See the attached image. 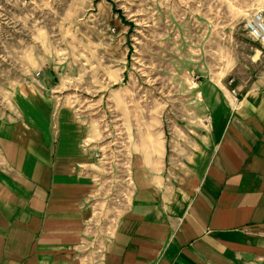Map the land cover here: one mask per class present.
I'll return each mask as SVG.
<instances>
[{
	"label": "crops",
	"instance_id": "obj_1",
	"mask_svg": "<svg viewBox=\"0 0 264 264\" xmlns=\"http://www.w3.org/2000/svg\"><path fill=\"white\" fill-rule=\"evenodd\" d=\"M214 65L192 89L152 99L133 133L125 105L141 99H109L131 184L118 213L106 209L100 264H264V71ZM21 109L22 122L0 123V264H91L85 229L98 230L102 184L83 144L95 128L61 99Z\"/></svg>",
	"mask_w": 264,
	"mask_h": 264
},
{
	"label": "rangeland",
	"instance_id": "obj_2",
	"mask_svg": "<svg viewBox=\"0 0 264 264\" xmlns=\"http://www.w3.org/2000/svg\"><path fill=\"white\" fill-rule=\"evenodd\" d=\"M258 14L264 0H0V123L22 122L26 99H61L95 128L89 146L108 137L122 149L127 131L109 99H141L125 105L133 133L139 110L192 89L213 64L264 71V49L245 29Z\"/></svg>",
	"mask_w": 264,
	"mask_h": 264
},
{
	"label": "built area",
	"instance_id": "obj_3",
	"mask_svg": "<svg viewBox=\"0 0 264 264\" xmlns=\"http://www.w3.org/2000/svg\"><path fill=\"white\" fill-rule=\"evenodd\" d=\"M255 21L257 22L258 27L254 25ZM245 29L252 38L259 42L260 47L264 49V14L255 15L253 20L246 23ZM231 83L232 79L229 78L226 84L229 86ZM229 92L233 98L236 99L235 90L230 89ZM114 134L113 136H115ZM108 135L109 132L107 133V136ZM109 141V138L106 137L105 142L103 143L104 145L97 147V150H94L93 155L96 167L101 170L100 173H95L96 180L99 181V175L105 179V185H103L105 188V197H100V200H103L102 205L105 206V210L103 211L102 208L101 210L96 211V214L99 217V223L102 224L98 230H95L90 224H88L85 229L86 234H88L91 239L87 246V252H89L87 260L92 261L91 264H100L99 257L101 255V246L106 239L108 230L105 217L107 216L106 209L107 211L109 209V212L116 215L120 207L125 204L128 199V188L131 184L130 170L129 165L127 164L124 147L120 149L118 146L109 144ZM83 146H89V143H84Z\"/></svg>",
	"mask_w": 264,
	"mask_h": 264
},
{
	"label": "bare ground",
	"instance_id": "obj_4",
	"mask_svg": "<svg viewBox=\"0 0 264 264\" xmlns=\"http://www.w3.org/2000/svg\"><path fill=\"white\" fill-rule=\"evenodd\" d=\"M254 25H255L256 27H258V26H257V22H256V21H255Z\"/></svg>",
	"mask_w": 264,
	"mask_h": 264
}]
</instances>
